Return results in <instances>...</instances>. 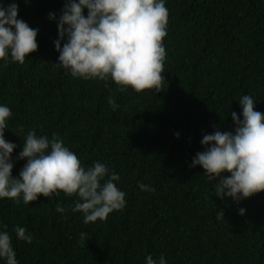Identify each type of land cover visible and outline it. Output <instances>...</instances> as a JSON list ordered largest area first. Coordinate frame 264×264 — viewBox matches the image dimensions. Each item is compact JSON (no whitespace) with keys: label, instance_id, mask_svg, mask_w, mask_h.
Wrapping results in <instances>:
<instances>
[{"label":"trees","instance_id":"obj_1","mask_svg":"<svg viewBox=\"0 0 264 264\" xmlns=\"http://www.w3.org/2000/svg\"><path fill=\"white\" fill-rule=\"evenodd\" d=\"M0 2L16 3L18 19L39 30L24 64L0 61V104L12 113L4 135L17 145L13 177L26 162L16 159L24 135L35 130L58 135L85 166L106 163L126 194L122 211L87 224L71 211L77 197L63 192L29 205L0 200V230L19 264H145L149 254L167 264H264V192L221 199L218 180L190 167L203 135L233 130L243 95L264 113V0H166L164 81L159 92L139 93L73 78L56 64L57 23L48 16L58 19L66 0ZM17 226L31 244L16 238Z\"/></svg>","mask_w":264,"mask_h":264},{"label":"clouds","instance_id":"obj_2","mask_svg":"<svg viewBox=\"0 0 264 264\" xmlns=\"http://www.w3.org/2000/svg\"><path fill=\"white\" fill-rule=\"evenodd\" d=\"M166 0H66L56 20L59 67L77 79L114 82L121 92L156 89L164 81L169 11ZM87 10L85 16L84 10ZM38 29L18 19V5L0 2V61L24 64L26 57L38 49ZM115 110L118 105L109 101ZM240 115L231 112L232 131L215 130L203 135V151L197 152L190 167L200 166L214 184L217 197L239 202L264 192V113L254 110V99H239ZM11 109L0 104V200L11 199L29 205L39 196L77 197L72 212H80L85 224L105 221L113 211L126 206L125 192L117 187L119 174L106 163L82 164L78 156L53 134L38 136L35 130L24 135L17 160H25L18 177H13L11 154L17 147L5 139ZM175 136L179 138V133ZM141 191L154 188L138 182ZM56 212L64 207L57 203ZM238 213L244 215L245 209ZM223 216V212L221 213ZM7 226H4L6 229ZM18 240L32 243L25 227H15ZM83 233L81 236L83 237ZM0 260L19 264L7 230H0ZM145 264H167L164 255L145 257Z\"/></svg>","mask_w":264,"mask_h":264}]
</instances>
